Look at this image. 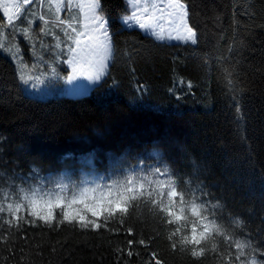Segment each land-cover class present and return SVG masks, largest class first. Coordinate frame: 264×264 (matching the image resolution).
<instances>
[{
    "label": "trees",
    "instance_id": "trees-1",
    "mask_svg": "<svg viewBox=\"0 0 264 264\" xmlns=\"http://www.w3.org/2000/svg\"><path fill=\"white\" fill-rule=\"evenodd\" d=\"M183 1L194 45L127 28L121 22L126 2L101 0L112 61L105 78L80 98L25 95L13 60L0 50L5 195L15 199L18 188L51 194L63 183L72 190L89 174L112 185L129 174L155 182L150 170L156 168L169 173L160 178L164 185L145 182L156 205L137 192L125 202L127 213L99 229L0 223V264H231L227 258L239 251L228 247L232 242L245 245V264H264V0ZM6 25L0 10V34ZM168 179L184 203L169 199ZM201 201L207 202L206 211L198 208L202 216L215 217L230 239L213 231L198 245L174 248L180 237L191 239L192 223L199 238L207 221L191 208ZM160 203L183 208L181 232L171 240L177 224L165 222ZM83 215L97 223L108 216ZM193 248L204 254L193 256Z\"/></svg>",
    "mask_w": 264,
    "mask_h": 264
},
{
    "label": "rangeland",
    "instance_id": "rangeland-1",
    "mask_svg": "<svg viewBox=\"0 0 264 264\" xmlns=\"http://www.w3.org/2000/svg\"><path fill=\"white\" fill-rule=\"evenodd\" d=\"M124 1L127 4V10L122 17L126 18L135 11L140 17L139 22L148 27L141 29L136 23L133 26L145 34L160 42L191 44L185 39L187 32L184 26L190 25L188 16L181 20L179 15L169 7L170 0H140L139 5L136 6H133L134 0ZM182 2L186 4L183 0ZM68 3L69 0H64L63 3H59L58 0H34V2L25 5L23 0H0V4L9 7L8 15L12 16L19 26L13 31L3 15V8H0L7 24V29L4 28L5 32L0 34V45H3L0 50L13 60L19 76L21 61L28 65L25 70V79L28 76H31L32 79H28L27 83L20 79L25 95L38 99H46L52 96L80 98L88 95L108 73L113 56V46L111 45L109 50L103 36L95 31L92 17L98 10L93 9L90 0H71V7L67 6ZM14 5H19V12H26V17L17 20L15 17L19 12ZM144 8L147 9L146 12L143 11ZM169 12L173 14L170 16ZM99 14L108 21L103 12ZM41 15L48 21L47 25H44L43 21L37 18ZM25 18L35 21L28 30L30 39L28 36L22 35V29L28 28L27 24L21 22ZM61 20L69 21L77 31L72 32L67 23L61 25ZM123 25L126 24L123 23ZM41 27H44L45 31H40ZM79 31L83 35L79 34ZM46 32L53 34L46 35ZM154 33H158L164 38L159 39ZM70 47L74 48L75 51L70 52ZM65 58L72 59V65L63 63ZM53 67L57 69L58 75L52 74ZM73 68L76 69L75 72H73ZM96 75H101L99 81L94 80ZM73 76L75 78L70 80L69 77ZM63 184L68 185L67 183ZM97 185H100V182L90 177L86 178L76 189L70 190L68 185L66 193H60L58 188L51 195L54 198L55 194L59 193L70 197L73 190L78 193L84 188H96ZM102 191H104L102 187L97 188L96 192H90L89 195L99 199ZM41 195L43 194H38L36 198L39 199ZM44 198L47 199L48 197L45 196ZM112 198L114 199L115 196ZM88 203H93V201L89 199ZM74 208L81 209L82 214L87 212L79 204L74 205Z\"/></svg>",
    "mask_w": 264,
    "mask_h": 264
},
{
    "label": "snow or ice",
    "instance_id": "snow-or-ice-1",
    "mask_svg": "<svg viewBox=\"0 0 264 264\" xmlns=\"http://www.w3.org/2000/svg\"><path fill=\"white\" fill-rule=\"evenodd\" d=\"M34 2V0H23V3L25 5L30 4ZM59 3H63L64 0H58ZM91 6L93 9L98 10L96 14L92 17V23L95 25V31H97L101 36H103L104 41L107 44V47L109 50L111 49L112 40L111 36L109 34V28H108V21L105 19L103 15H100L99 13L102 12L101 8V0H90ZM140 0H134V5H139ZM68 7H71V0H69V3L67 5ZM14 7L19 12V5H14ZM169 7L174 10L175 13H177L181 20H183L184 17L188 16V6L182 2V0H170ZM0 8H3V15L5 16V19L7 21L8 26L15 31L19 26L15 23L12 16H9L8 13L10 11L9 7H7L5 4H0ZM143 11H147L146 8L143 9ZM173 13L169 12V15L171 16ZM26 12H19L18 15H16V19L20 20L21 17H26ZM40 21H43L44 25H47L48 21L45 19L43 15L37 17ZM122 22L126 24L128 27H132L134 23L138 24L139 28L145 29L148 26L144 23H140V17L137 15L135 11H133L130 15H128L126 18L122 17ZM24 24L28 25V28L22 29V35L28 36V30L31 28V26L35 23L34 20H28L23 19L21 21ZM71 29L72 32H76L77 29L75 27H72L71 23L69 21H60V24H66ZM185 31L187 32V36L185 37L187 42H190L191 44H197V36L196 31L190 26L185 25ZM40 31H45L44 27H41L39 29ZM47 34H53L51 32H46ZM69 34V33H66ZM157 35V38L163 39L164 37L160 36L158 33H154ZM70 35V34H69ZM83 35V33H81ZM30 39L31 37L28 36ZM3 45H0V48H2ZM70 52H74V48H69ZM63 63H66L68 65H72L73 60L69 58H65L63 60ZM28 68V65L25 64L23 61H21V72H20V79L27 83L28 79H32L31 76H28L27 79H25V70ZM76 69L73 68V72H75ZM52 74L58 75L57 69L55 67L52 68ZM75 77H69V79H74ZM101 79V75H96L94 77L95 81H99ZM33 171H36L35 169ZM152 175H155L157 177V181H151L148 180L147 177H139V176H133L129 174L123 181H116L112 185H97L96 188H84L80 190L78 193L73 190L72 195L66 196V195H60L59 193L55 194V197L50 194L49 191H45L43 195L40 196L39 199H37V195L39 194V189H29L26 190L24 188H18L15 193V199H13L12 193H8L5 195L2 191H0V223H7L13 227H21L24 224L32 223L36 224L37 221H41L45 224H48L50 227L52 226H59L65 222L69 224H77L82 228H96L99 229L102 226H106L107 220L109 217L116 216L117 213H127L128 212V206L126 205V201L135 200L137 199V192L141 196L149 198L151 204L156 205L157 201L155 199H152L153 193L145 189V182L148 184L152 183H159L160 185H164V180L160 179L161 177L168 178L169 173L167 168H165L163 171H161L160 168H156L154 171L150 170ZM168 186L170 187V191L168 192V197L170 200L175 202V199L178 197L181 203H184V197L183 193L178 192L176 190V187L173 186V182L168 179ZM59 188L60 193H66L68 190V185L66 184H59L57 185ZM103 188L104 191L100 192V198L98 199L95 196H90V192H96L97 188ZM130 194V195H129ZM47 196L48 198L45 199L44 197ZM115 196L113 199L112 197ZM91 199L93 203H88V200ZM198 199V197H197ZM12 201V202H7ZM43 201V203H41ZM146 203L148 201H145ZM82 205L83 210H86L88 213L91 214L92 217H104V214L107 213L108 216L104 217V223H97L96 220L89 219L86 215L82 214V210L79 208H74V205ZM203 206V211L207 210V202L201 201L200 205H197L195 203L192 204L191 213L192 215L199 217L202 219V221H207L206 223H203V230L200 232L199 238H197V225L195 223L191 224V239L187 235L180 237L173 243V247L175 248L177 244L184 245V244H196L198 245L201 241V239L206 238V234L210 232H216L218 235H223L226 240L230 239L227 233L222 232L220 226H218L215 223V217H213L211 220L208 219L207 215L202 216V211L198 210V208H201ZM215 207V206H213ZM159 212L166 214L167 219H165V222L168 224H177V227L172 231L171 235L169 236V239L171 240L173 237H176L181 232V227L179 226V222L185 220V216L182 215L183 208L180 209L179 212L173 211L171 206H166L164 203H160L158 205ZM55 209H60V219H57V213L55 212ZM22 210H25L27 212V215L22 216L19 215ZM43 213V214H42ZM11 215V219H5L6 216ZM237 225H239V221H236ZM228 247H235L236 249H239L237 254L233 256H229L227 259L231 262V264H236L237 261L240 262V264H245V261H241V257L244 256V247L245 245L240 242H232L228 245ZM211 250H216V246L213 244ZM204 248H200L199 250H196L195 248L191 249V253L193 256H201L204 254ZM247 264H256L255 259H249L247 261Z\"/></svg>",
    "mask_w": 264,
    "mask_h": 264
},
{
    "label": "crops",
    "instance_id": "crops-1",
    "mask_svg": "<svg viewBox=\"0 0 264 264\" xmlns=\"http://www.w3.org/2000/svg\"><path fill=\"white\" fill-rule=\"evenodd\" d=\"M79 32H80V31H79ZM79 34H81V32H80Z\"/></svg>",
    "mask_w": 264,
    "mask_h": 264
}]
</instances>
